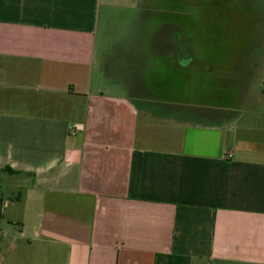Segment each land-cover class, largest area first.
Returning <instances> with one entry per match:
<instances>
[{
    "label": "crops",
    "instance_id": "1",
    "mask_svg": "<svg viewBox=\"0 0 264 264\" xmlns=\"http://www.w3.org/2000/svg\"><path fill=\"white\" fill-rule=\"evenodd\" d=\"M142 1L0 0V264H264V47L193 34L239 5Z\"/></svg>",
    "mask_w": 264,
    "mask_h": 264
},
{
    "label": "rangeland",
    "instance_id": "2",
    "mask_svg": "<svg viewBox=\"0 0 264 264\" xmlns=\"http://www.w3.org/2000/svg\"><path fill=\"white\" fill-rule=\"evenodd\" d=\"M170 3L181 5L184 0H168ZM206 0L208 3H212L215 5H222L223 8L225 5L227 7H231L230 4L239 5L235 11L232 8H228V10L223 11L224 13H207V22L206 20H202L199 17H194V21L198 20L196 27L193 26V34L197 36V39L200 40L202 36H207L208 38H219L221 42L215 49H209L208 51H224L227 53L233 52L236 50L237 46L233 44L234 36L240 38L239 50L240 52L253 53L262 51L259 47H264V0ZM187 2H190L187 1ZM193 4H199V0H191ZM143 4L148 5L150 3L153 4H165L168 3L166 0H143ZM203 3V2H202ZM247 7V8H246ZM226 9V8H225ZM215 12V11H214ZM219 14V16H218ZM230 16V17H229ZM131 17H119L117 14H114L111 19L104 22L102 33L100 32V47L108 48V44L105 41L111 40V42H117L121 36H125L132 34L135 32V28L132 26V22L130 21ZM240 29H237L236 22ZM235 22V23H234ZM150 28L147 24H144L142 29L139 31L146 39L149 36ZM254 38V40H253ZM251 39V44L248 43V40ZM223 41V42H222ZM253 42V43H252ZM197 47V45H195ZM152 49H148L151 51ZM200 50V46L197 48ZM205 51V50H204ZM237 51V50H236ZM177 85L180 88H177L175 92L170 93L168 98L179 101L181 103L188 100V98L184 95L183 85H184V77L178 75L177 76ZM182 87V89H181ZM20 184L19 180L16 178H12L7 175L5 172H0V198L5 201H9L10 205H16L14 202V197L20 191L17 187ZM18 207V206H17ZM7 209L5 212V218L2 220L0 226L5 230H12L14 227L16 228L14 219L11 218L10 210ZM14 222V223H13Z\"/></svg>",
    "mask_w": 264,
    "mask_h": 264
},
{
    "label": "trees",
    "instance_id": "3",
    "mask_svg": "<svg viewBox=\"0 0 264 264\" xmlns=\"http://www.w3.org/2000/svg\"><path fill=\"white\" fill-rule=\"evenodd\" d=\"M6 172L10 173V174H14L16 173L15 171H13L10 167H6L4 169ZM3 199L0 198V222L3 219V213H2V208H3ZM0 238H1V228H0Z\"/></svg>",
    "mask_w": 264,
    "mask_h": 264
}]
</instances>
